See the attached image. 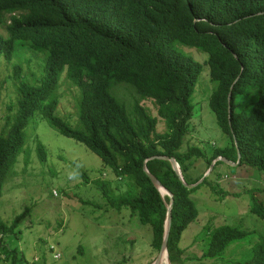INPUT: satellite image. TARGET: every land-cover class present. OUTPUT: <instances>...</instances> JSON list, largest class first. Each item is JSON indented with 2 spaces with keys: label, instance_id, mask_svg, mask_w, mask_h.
I'll list each match as a JSON object with an SVG mask.
<instances>
[{
  "label": "trees",
  "instance_id": "trees-1",
  "mask_svg": "<svg viewBox=\"0 0 264 264\" xmlns=\"http://www.w3.org/2000/svg\"><path fill=\"white\" fill-rule=\"evenodd\" d=\"M0 28L7 33L0 32V60L10 62L23 51L45 57L43 75L36 82L22 77L21 64L14 65L17 99L9 105L13 113L5 116L0 133V197L7 177L18 175L14 167L25 147V128L40 112L50 126L84 144L111 169L113 180L92 178L80 169L81 182L102 191L105 210L127 208L132 216L137 214L141 226L151 229L149 244L158 255L171 198L162 196L145 173L146 161L148 170L174 195L168 241L171 264L218 260L232 243L246 240L249 232L239 226L207 224L201 233V255H185L181 246L184 231L199 215L191 194L205 184L219 201L227 194L211 173L192 176L198 159L208 169L219 156L237 163L239 148L240 162L229 165L218 160L211 172L220 174L217 167L223 164L244 166L250 174L248 167L264 171V0H0ZM182 45L208 54L206 63L215 84L209 104L228 138L225 146L214 147L210 154L190 145L187 136L194 116L192 95L203 64ZM63 74L80 92V127L57 114ZM121 83L133 90L130 107L116 93L123 86L113 89L121 100L112 92ZM240 94L252 97L243 105ZM147 99L155 104V114L142 105ZM35 150L41 160L46 159L41 142ZM26 151L31 153L28 147ZM155 155L174 157L187 183L204 180L186 187L171 162L150 159ZM30 158L24 160L25 170ZM258 191L262 193L258 188L249 190L250 210L264 219ZM28 211L10 223L0 216V244L12 264H29L16 244ZM8 237L14 248L5 246ZM228 264H264V235L254 242L249 257Z\"/></svg>",
  "mask_w": 264,
  "mask_h": 264
},
{
  "label": "rangeland",
  "instance_id": "rangeland-1",
  "mask_svg": "<svg viewBox=\"0 0 264 264\" xmlns=\"http://www.w3.org/2000/svg\"><path fill=\"white\" fill-rule=\"evenodd\" d=\"M0 32L7 35L3 28H0ZM182 47L203 64L192 95L194 116L187 136L190 145H199L210 154L214 147L225 146L228 138L218 126L209 104L215 84L210 79V69L206 63L208 54L196 47ZM44 58L43 53L29 51L21 52L10 62L1 58L0 133L6 123L5 116L13 113L9 105H15L17 99L16 82L13 80L14 65L21 64L22 77L36 82L43 75L41 64ZM123 85L127 84L112 87L115 96L113 89ZM132 91L127 86L116 89L118 96L129 107V103L134 101ZM59 94L61 99L57 114L70 125L80 127L77 113L80 92L67 79L66 74L61 77ZM244 95H239L243 105L252 97L246 98ZM142 105L156 113L152 100H144ZM29 121L25 128V147L18 155L14 167L18 175L7 177L4 194L0 197V216L5 222H12L18 214L29 209L19 226L21 233L16 242L28 263L153 264L157 254L149 244L152 239L151 229L142 227L139 216H132L127 208L119 212L116 209L105 210L107 205L104 204L102 191L94 184L81 182L80 169L92 178L113 180L115 176L111 169L84 144L63 136L50 126L40 112L32 115ZM163 130L164 125H161L159 131ZM39 142L45 147V160H41L35 150ZM184 143L186 146L187 141ZM27 147L31 153H26ZM29 158L30 164L25 170L24 160L28 161ZM195 166L192 176L198 177L203 172L207 175L209 169L205 161L198 159ZM217 168L220 174L211 172L209 176L214 183L223 187L226 197L219 201V195L210 191L208 184L191 194L199 215L183 233L181 246L186 249L185 255L202 254L201 233L207 224L212 228L224 224L239 226L248 231L249 235L245 241L232 243L218 260L200 259L186 264H228L230 261L244 260L249 257L254 242L264 235V219L251 212L249 196L252 188L262 189V193L258 191L256 195L264 202V171L248 167L250 174L244 166L238 168L226 164L218 165ZM122 189H125V185ZM53 191H57L58 195H54ZM10 241L9 237L3 240L5 246L14 248L12 245L16 244ZM6 256L0 244V264H12Z\"/></svg>",
  "mask_w": 264,
  "mask_h": 264
},
{
  "label": "water",
  "instance_id": "water-1",
  "mask_svg": "<svg viewBox=\"0 0 264 264\" xmlns=\"http://www.w3.org/2000/svg\"><path fill=\"white\" fill-rule=\"evenodd\" d=\"M231 95H232V88H231V91L229 93V102L231 100ZM229 117H231V106L229 105ZM228 117V118H229ZM237 144V142H236ZM238 162H240V158H241V151L240 149L238 148ZM154 158H157V159H164V160H168L171 162L172 166H173V169L175 170V172L177 173V175L179 176L180 180L184 183V185L188 188H192V187H195L197 186V184L201 183L203 180H204V177H207L216 161L218 160H222L224 161L225 163L229 164V165H236L237 163L235 162H232L230 160H228L227 158L225 157H217L211 164L210 168H209V171L207 173V175H204V177L197 183H193V184H190V183H187L182 175V172H181V169H180V166L179 164L177 163L176 159L174 157H169V156H163V155H155V156H152L150 157V159H154ZM145 173L148 175V177L151 179L152 183L154 184V186L158 189V191L160 192V194L162 196L163 193H162V190H166V194H168L171 198L170 200V204H167V216H166V220H165V224H164V235H163V241H162V245H161V248H160V251L155 259V262L153 264H171L170 263V260H169V252H168V241H169V236H170V231H171V226H172V206H173V193L168 190L163 184L162 182L155 176L153 175L147 168V165H146V161L144 163V167H143Z\"/></svg>",
  "mask_w": 264,
  "mask_h": 264
},
{
  "label": "bare ground",
  "instance_id": "bare-ground-1",
  "mask_svg": "<svg viewBox=\"0 0 264 264\" xmlns=\"http://www.w3.org/2000/svg\"><path fill=\"white\" fill-rule=\"evenodd\" d=\"M162 193H163V195H165V193H167V192H166V190L163 189V190H162Z\"/></svg>",
  "mask_w": 264,
  "mask_h": 264
},
{
  "label": "clouds",
  "instance_id": "clouds-1",
  "mask_svg": "<svg viewBox=\"0 0 264 264\" xmlns=\"http://www.w3.org/2000/svg\"><path fill=\"white\" fill-rule=\"evenodd\" d=\"M222 157V156H221ZM166 195H168V194H166ZM165 196V195H164Z\"/></svg>",
  "mask_w": 264,
  "mask_h": 264
}]
</instances>
